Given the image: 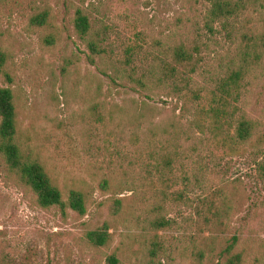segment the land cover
<instances>
[{
  "label": "rangeland",
  "instance_id": "obj_1",
  "mask_svg": "<svg viewBox=\"0 0 264 264\" xmlns=\"http://www.w3.org/2000/svg\"><path fill=\"white\" fill-rule=\"evenodd\" d=\"M222 1L242 5L243 13L215 17L214 0H0V52L5 58L0 86L13 91L20 137L39 156L63 198L71 188L87 193L85 215L42 208L0 155V264H106L111 252L119 264H143L144 224L131 223L124 209L112 216L110 200L120 197L125 207L133 201L134 191L122 190L129 185L119 182L126 165L139 155L141 143L133 137L137 126L151 121L160 132L172 124L178 109L173 111L175 99L163 89L149 93L128 79L121 64L123 48L136 32L150 46L144 48L148 57L155 52L151 45L163 53L180 43H196L197 81L223 74L233 50L244 45L241 35L264 34V0ZM78 9L114 47L106 60H86L88 51L72 24ZM42 11L49 14L47 24H32V15ZM255 76L246 100L251 115L263 117V76ZM95 109L104 114L106 125L93 123ZM203 161L213 171L208 186L220 190L214 203H226L225 226L191 223L197 218L194 208L174 203L167 211L173 223L157 231L166 247L163 264H216L230 243L244 264H264V178L247 156L215 150ZM103 178L108 179L106 190L99 187ZM174 181L169 191L184 189ZM135 186L136 191L145 189L141 183ZM103 223L110 226L112 244L90 246L84 233Z\"/></svg>",
  "mask_w": 264,
  "mask_h": 264
},
{
  "label": "trees",
  "instance_id": "obj_2",
  "mask_svg": "<svg viewBox=\"0 0 264 264\" xmlns=\"http://www.w3.org/2000/svg\"><path fill=\"white\" fill-rule=\"evenodd\" d=\"M242 5L231 6L227 1L214 0L211 13L215 17L238 18L243 13ZM48 12L32 15L30 22L43 26L48 22ZM224 21H226L224 19ZM75 34L83 41L87 53L86 60L96 64L97 59L106 60L114 54V47L106 43L105 33L97 31L88 16L76 10L73 17ZM239 45L233 50L229 67L223 74L197 81L200 58L196 43H180L149 54L144 52L142 34L134 33V39L123 48L121 61L123 73L126 72L131 82L138 83L149 93L163 89L167 96L175 99L173 111L178 109L172 124L162 131L155 130L153 122L137 126L139 130L133 137L141 143L138 157L129 162L122 173L120 185H129L133 201L124 206L120 197L112 198L109 212L112 216L120 215L123 209L131 218V223L142 225L143 264H163L166 247L159 240L157 231L173 223L167 216L169 208L184 201L194 208L197 218L191 223L206 228L225 226L222 216L226 213V203L216 206L214 200L220 198V190L208 186L212 169L203 161L207 152L215 150L247 156L255 165L258 174L264 178V116H252L248 110L247 92L258 79L256 72L263 76L264 90V34L256 36L241 35ZM48 44L51 39L46 37ZM143 54V55H142ZM0 52V71L5 58ZM135 60L138 64H134ZM130 67V68H129ZM142 75L135 76L136 70ZM8 77V74H5ZM94 124L106 125L104 114L94 110ZM113 117H109L111 121ZM0 155L9 172L18 182L34 194L37 204L42 208L57 207L61 211L71 210L85 215L87 193L71 188L66 198L52 181L39 156L35 154L20 137L13 91L8 86H0ZM131 178H127L128 175ZM126 178V179H125ZM184 189L169 191V184L176 183ZM145 186L136 191V184ZM163 185L157 188L156 185ZM102 190L108 188V179L99 182ZM222 193V192H221ZM222 198V197H221ZM110 226L103 223L100 227L87 230L84 240L92 247H108L112 244L113 234ZM150 232H152L150 234ZM106 264H119V257L111 252L105 259ZM216 264H244L242 254L233 252V243L228 244L219 254Z\"/></svg>",
  "mask_w": 264,
  "mask_h": 264
}]
</instances>
